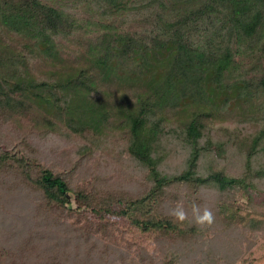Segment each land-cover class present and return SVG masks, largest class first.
I'll use <instances>...</instances> for the list:
<instances>
[{"label":"trees","instance_id":"trees-1","mask_svg":"<svg viewBox=\"0 0 264 264\" xmlns=\"http://www.w3.org/2000/svg\"><path fill=\"white\" fill-rule=\"evenodd\" d=\"M246 51L252 60L227 83L226 64ZM236 97L256 109L211 122L198 105L222 111ZM179 105L189 114L172 118ZM0 110L35 112L88 141L65 171L0 150V264H254L264 0H0ZM93 155L106 169L88 171ZM8 170L23 175L28 201L8 198ZM178 203L182 223L170 214ZM193 205L213 223L195 224Z\"/></svg>","mask_w":264,"mask_h":264},{"label":"rangeland","instance_id":"rangeland-1","mask_svg":"<svg viewBox=\"0 0 264 264\" xmlns=\"http://www.w3.org/2000/svg\"><path fill=\"white\" fill-rule=\"evenodd\" d=\"M251 60L252 57L247 51L232 58V62L226 64V66L231 65L232 67L228 68L230 69V72L228 71L229 75L225 77V81L232 85H234L233 83L235 82L238 83L240 80L238 71L240 70L242 63L248 64ZM195 87H192V89ZM198 105L209 111L210 114L207 116L208 119L211 122H215L227 118L239 119L243 118L245 115L251 114L256 109L257 100L253 97L252 99L238 101L236 97V99H232V105L222 111H219V107L216 106L215 103L204 102L201 104L199 103ZM188 110L189 108L187 106L179 105L174 110L172 118L185 117L190 112ZM32 111L38 112V107H33ZM35 112L31 114L27 112L23 113V111L18 113L6 112L5 115L0 110V150L8 151L11 154L24 157L25 159H28L29 157L31 160L36 158L42 164L54 167L55 169L67 170V168L78 159V157L75 156V151L78 150V146L88 141L85 137H79L69 131V128L66 127L65 124L56 123L53 129L46 125L44 126V120H41L36 116ZM104 147H106V145ZM88 158L90 159V161L87 160L88 171L91 172L93 169H96L98 165L106 169L105 165L108 161H106L104 155H101L100 157L93 155ZM8 179V181L12 182L11 193L7 194L8 198L13 196L14 201L15 199L17 200V198H19L18 202L23 199L28 201L30 195L26 192L27 187L25 186L26 184L23 180V175L18 172V170H8ZM5 181H7L6 176ZM18 185L19 188L14 190ZM253 193L255 199L259 203L264 200V191L253 189ZM70 194L72 195L70 197L71 202L69 207L75 209L78 204L76 198H74V196L76 197V194L73 191H70ZM40 205V201H38L37 209H39ZM241 212L247 216L245 211L241 210ZM59 224L65 228L69 225L73 226V224L63 215L60 218ZM66 229L69 230L70 227ZM220 232H222V226L218 228L215 227L211 232V235H222L223 232ZM252 250L253 255L256 258L254 264H264V235L258 239L257 245L254 246ZM125 258L127 261H124L125 264H139L135 257L131 256V258H127L125 256Z\"/></svg>","mask_w":264,"mask_h":264},{"label":"clouds","instance_id":"clouds-1","mask_svg":"<svg viewBox=\"0 0 264 264\" xmlns=\"http://www.w3.org/2000/svg\"><path fill=\"white\" fill-rule=\"evenodd\" d=\"M170 214L174 217L175 221L181 223L188 219V215L185 212L181 203H178L176 208L173 209ZM192 214L193 222L195 224L204 225L205 223H207L210 225L213 223L214 216L209 208H204L201 212V209L198 206L193 205Z\"/></svg>","mask_w":264,"mask_h":264},{"label":"water","instance_id":"water-1","mask_svg":"<svg viewBox=\"0 0 264 264\" xmlns=\"http://www.w3.org/2000/svg\"><path fill=\"white\" fill-rule=\"evenodd\" d=\"M71 195H72V194H70V192H69V193H68V196L71 197ZM74 198H76V197L74 196Z\"/></svg>","mask_w":264,"mask_h":264}]
</instances>
